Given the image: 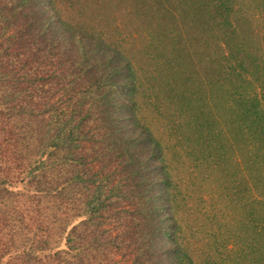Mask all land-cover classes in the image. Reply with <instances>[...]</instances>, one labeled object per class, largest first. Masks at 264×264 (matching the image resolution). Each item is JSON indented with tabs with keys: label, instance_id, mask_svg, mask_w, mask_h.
<instances>
[{
	"label": "trees",
	"instance_id": "1",
	"mask_svg": "<svg viewBox=\"0 0 264 264\" xmlns=\"http://www.w3.org/2000/svg\"><path fill=\"white\" fill-rule=\"evenodd\" d=\"M88 4L0 0V264H264V88L242 83L264 64L242 55L217 92L190 80L162 109L141 100L124 42L86 23ZM233 146L247 182L213 190L206 213L193 169L216 178Z\"/></svg>",
	"mask_w": 264,
	"mask_h": 264
},
{
	"label": "rangeland",
	"instance_id": "2",
	"mask_svg": "<svg viewBox=\"0 0 264 264\" xmlns=\"http://www.w3.org/2000/svg\"><path fill=\"white\" fill-rule=\"evenodd\" d=\"M90 1L94 5L86 6V23L90 24L92 28L106 30L109 35L112 33L116 39L124 42L125 53L132 58L137 67L143 97L141 100L146 102L149 95H154L151 101L155 102L156 99L161 101L162 103L158 105L162 109L167 105V101L164 102L166 99H164V95L171 94V91L175 92L174 86L176 89H182L183 86L188 85L190 80L194 81L197 86H202L205 81L202 87H206L207 93L210 90L217 92L219 88L217 81L220 82V77L223 75L222 78L228 79L230 75L233 76L237 73L242 55L245 60V56L249 55V59L250 57L252 60L258 58L260 61L257 62L264 64V0H217L209 3L207 1L208 4H203L199 0ZM194 6L202 7L200 10L203 12H195L192 9ZM75 10L77 9L75 8ZM214 10H216L215 13H213ZM179 12L180 18L176 15L173 17L172 14ZM216 12L220 14H216ZM114 18L116 21L113 20ZM144 25H147V29H145L147 37H143V35L137 37L134 32L133 35H136L137 39L132 43L124 36L126 30L129 32L128 28L136 29L139 36V27ZM160 25L165 28L164 33ZM175 28H179L176 30L180 33L179 37L172 36ZM178 41L176 46L179 48L175 46L174 48L175 44L173 43ZM252 67L245 72L254 81L246 83L242 81V83L246 85V89L252 91L254 88L257 90L261 87L264 88V78H258L257 71L261 70ZM173 71L175 73H172ZM170 74L171 77L178 76L183 80L178 79L177 82L174 78L176 84L173 85L168 80ZM153 77H156L157 80H153ZM231 82L229 80L227 85ZM236 85L238 89L241 88L240 81H236ZM232 86L235 89L234 83ZM213 94V101L217 104L218 93ZM208 95L206 94V96ZM177 97H180L178 92ZM223 97L224 100L220 99L222 103L230 99L229 94H225ZM169 100L171 101L170 109L173 107L174 110L178 101L175 98ZM142 104L143 106L148 105ZM144 108L149 111V114L145 115V122L149 124V127L156 133L164 131V127L169 124L168 117L166 115L154 116L151 112L155 111L149 105ZM156 121L162 122L163 126L160 123L159 126H154ZM234 147L235 150L232 153V148L226 151L228 160L223 164L225 170L220 173L217 171V174L214 173L216 178L204 179L207 173L203 174L201 170L203 172L206 169L205 165L199 169H193L197 176L194 182L196 183L195 189L203 193V198L208 199L207 204L203 205L206 213L208 211L210 214L216 213V199L213 196L215 191L213 190L220 192L224 186L234 191V188L238 187L237 184L247 182L245 177L247 170L244 165L240 164V155L245 150ZM237 163L239 169L236 167ZM214 174L212 175L214 176ZM192 188L194 187L192 186Z\"/></svg>",
	"mask_w": 264,
	"mask_h": 264
}]
</instances>
